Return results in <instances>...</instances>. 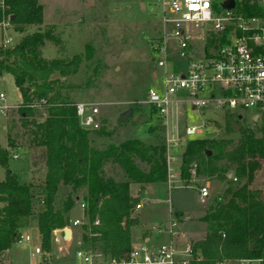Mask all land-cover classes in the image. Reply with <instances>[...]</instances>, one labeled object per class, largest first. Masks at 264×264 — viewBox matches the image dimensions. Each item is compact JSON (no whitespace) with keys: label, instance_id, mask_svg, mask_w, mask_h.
<instances>
[{"label":"trees","instance_id":"trees-1","mask_svg":"<svg viewBox=\"0 0 264 264\" xmlns=\"http://www.w3.org/2000/svg\"><path fill=\"white\" fill-rule=\"evenodd\" d=\"M232 9L245 15L259 12L256 0H233ZM1 11L9 17L12 30L19 32L29 24H40L42 18L37 0H3ZM151 28L149 37L154 42L159 29L154 23ZM46 39L55 41L50 31H35L10 47L0 45V74H9L18 91L20 102L15 113L26 136L25 144L38 151L30 161L37 173L36 182L25 184L8 170L7 153L0 147V264L3 252L17 241L21 227L30 218L40 249L48 252L52 232L63 229L79 203L85 217L79 243L99 252L102 258H118L130 248V228L137 224L134 206L138 197L129 194L128 185L135 183L142 189L165 183L163 128L155 115L147 127L146 142L131 137L94 147L92 137L110 136L104 119H99L96 130L79 128L76 101L63 93L64 88H78L68 83L67 77L76 72L82 54L63 61L42 59L37 46ZM83 46L90 50L87 44ZM40 97L45 98V105L28 107ZM128 109L136 116L143 113L135 103ZM148 110L154 113L150 106ZM251 123L243 124L239 111H224L222 136L184 141L178 179L188 182L193 165L194 177L215 179L221 185L197 218L204 225L202 236L192 244L199 258L189 264L264 260V201L258 190L249 187L264 160V123L262 119ZM229 132L236 134L234 141L227 137ZM105 166L116 168L118 175L106 174ZM227 172L234 179H227ZM58 187L64 188V196L55 208ZM177 215L174 211L173 216Z\"/></svg>","mask_w":264,"mask_h":264},{"label":"rangeland","instance_id":"rangeland-1","mask_svg":"<svg viewBox=\"0 0 264 264\" xmlns=\"http://www.w3.org/2000/svg\"><path fill=\"white\" fill-rule=\"evenodd\" d=\"M37 2L41 7L40 24H29L20 32L12 30L9 24L0 26V44L3 47H10L24 35L35 31H50L55 41L46 39L37 46L42 59L53 57L63 61L72 55L82 54L76 72L67 77L68 83L75 84L78 88H64L63 93H67L76 102L92 103L98 111L99 119H104V127L109 130L110 136L107 138L92 137L91 144L98 148L106 143L114 144L131 137L146 142V130L153 123L155 114L150 112L148 105L145 104V90L159 86V78L151 76L152 65L149 61L153 45L149 36L152 33L151 27L153 23L156 25V19L159 16V0H37ZM5 18L6 16L0 13V21ZM83 44L90 46V50L86 51ZM178 65L179 63L176 66L166 65L165 70L171 71ZM0 94L2 96L0 104L7 106L5 114L8 117L9 135L15 143L24 144L26 136L23 132L20 134L21 130L15 123L17 114L12 113L15 108H11L20 101V97L7 73L0 74ZM131 103L140 106L143 113L140 116L137 115L134 120L128 117L118 122L119 113L128 109ZM250 112L248 110L239 111L243 124L252 126L253 123L250 122L248 116ZM215 114H220V111L216 110ZM211 115L212 111L208 110H204L201 117H197L190 109L185 111V119L191 124L210 118ZM213 118L206 124L207 129L195 138L222 136L221 116L216 115ZM3 121L4 114L0 113V145L4 144V130L1 128ZM177 126L179 131L181 125L177 124ZM227 137L234 141L236 134L229 132ZM182 146L172 148L170 153L175 158L172 162V172L175 178L168 191L163 183H152L148 188L142 189L135 183L128 185V192L131 195H137L139 202L134 210L138 222L130 228V238L133 242L141 226L148 229L153 226L166 228L170 219L175 224L171 227L172 232L180 231L181 224H183L185 229L183 230L191 246L197 240L196 238L202 235V228L197 223L198 214L203 212L209 199L219 191L221 185L215 179H205L200 176L186 183L180 181L176 174ZM6 163L8 170L14 171L22 180L27 170L24 157L19 156L17 159L7 157ZM104 169L106 174L118 175L116 168L105 166ZM2 170L0 168V178ZM203 182L207 184L208 196L203 202H199L195 187ZM249 187L258 190L260 194L264 193V160L260 162V167L255 171ZM63 191V187L57 188L54 204H61ZM174 208L183 211H177L179 215L175 217L172 214L175 211ZM70 215L80 217L75 207ZM84 222L85 217L82 224ZM79 229L80 225L74 234L76 241L79 240ZM33 234L34 232H32L29 243L19 242L11 246L8 257H15L12 263L27 262L28 246L34 242ZM78 245L81 248L86 247ZM1 262L4 264L3 259Z\"/></svg>","mask_w":264,"mask_h":264},{"label":"built area","instance_id":"built-area-1","mask_svg":"<svg viewBox=\"0 0 264 264\" xmlns=\"http://www.w3.org/2000/svg\"><path fill=\"white\" fill-rule=\"evenodd\" d=\"M223 0H159V16L156 25L158 38L152 42L151 75L159 78L157 88L145 90V104L154 110L163 128L165 186L168 191L175 178L170 154L172 148L180 147L187 139L207 129L216 115L235 110L248 113L250 122L264 123V0H256L258 14L245 15L231 8H221ZM3 0H0V13ZM8 16L0 26L8 23ZM6 40H4L5 42ZM1 45V44H0ZM2 46V45H1ZM179 63L171 71L166 65ZM0 99L2 96L0 94ZM45 98H37L28 107H41ZM7 106L0 104L3 114ZM186 109L201 117L204 110L212 111L210 118L191 124L185 119ZM219 110L220 114H215ZM74 112L79 128L96 130L99 125L98 111L92 103L76 102ZM253 117L255 118L253 120ZM209 121V122H208ZM177 124L181 125L178 131ZM11 159L17 155L5 149ZM193 165L189 168L190 179H194ZM227 179H234L226 173ZM197 200L203 202L208 196L207 184L195 187ZM41 202V201H39ZM135 205L134 207H136ZM80 217L69 218L63 229L83 223V204H78ZM96 221H93L95 224ZM174 221L166 228L150 227L155 234L173 235L166 242L156 245L136 244L118 258H102L100 253L87 246L73 252L74 261L69 264H189L198 260L183 233L172 232ZM26 233H19L16 243L28 242ZM43 254L39 245L32 247L30 255ZM236 264H264L261 259H236ZM216 261L213 264H222Z\"/></svg>","mask_w":264,"mask_h":264},{"label":"crops","instance_id":"crops-1","mask_svg":"<svg viewBox=\"0 0 264 264\" xmlns=\"http://www.w3.org/2000/svg\"><path fill=\"white\" fill-rule=\"evenodd\" d=\"M48 58H53V57H46V58H43V59L46 60ZM16 104H15V106H16ZM15 106H12L11 108H15ZM12 113L15 114V111L13 110ZM3 114H4V121H3L4 124L1 126V128L4 130V144L0 145V147H2L3 149L10 148L17 155V157L22 156V157H24V159L27 162V170H26L25 176L23 177L22 180L19 179L18 174H16L14 171H12V170H9V171L14 173L16 175V179H18L20 182L25 183V184H34L36 182V179H37L36 178V176H37L36 174L37 173H36L35 169L31 167V162L30 161L32 160V158L36 154H38V151H37L36 148H31V147L27 146L25 143L24 144H18L17 142L16 143L14 142V139H12V137H10L9 132L7 130L8 129V124H7V118L8 117L6 116L5 111H4ZM15 123H17L19 130H21L20 134H22L23 130L21 129V127L19 125L18 117H17V120H16ZM15 159H17V158H15ZM2 176H3V170H2L1 178H2ZM1 178H0V181H1ZM163 184H165V183H163ZM146 188H148V187H146ZM63 193H64V191H63ZM136 205L138 206L139 202ZM59 206L60 205L54 204L55 208H58ZM136 207H134V208L136 209ZM174 209H175V212L183 211V210H179V209H176V208H174ZM76 210H78V207H76ZM78 211H79V213H81L80 210H78ZM170 211H171V209H170ZM170 211H169V213H170ZM173 212H172V214H173ZM201 214L202 213L198 214V216H200ZM69 218H74V217L73 216L71 217V215H70ZM177 225L179 226V224H177ZM198 225L201 226L202 234H203L204 225L202 223H200V222L198 223ZM77 227L78 226H70L67 229L68 230L67 237L64 238V239L61 238L60 233H59V236L56 238L54 236V231H53L52 234H51V239H50V244L51 245H50L49 251L48 252H44L43 251V254H41V255L39 254L40 255V257H39V255H36V256L35 255H30L32 247H34L36 245H39V247H40V244H39V238H38L37 229L35 228V225H34V220L33 219L28 220L26 225L24 227H21L19 233H26L28 235V238H29L28 239V243H29V241L31 239V236H32V232H34V234H33L34 235V237H33L34 238L33 239L34 242L32 243V245L30 244L28 246V254H27V258H26L27 262L26 263H20V264H43L44 262L46 264H69V263L73 262L74 261L73 252H74L75 249L78 248V246H79L78 244H81V243H79V240L76 241L75 235H74L75 232H76ZM181 228L182 229H179L180 230L179 232L183 233L184 239L189 241L187 239V235L184 232L185 229L183 227V224H181ZM184 234H185V236H184ZM189 234H190V232L188 233V236H189ZM201 236H199L196 239L198 240ZM168 238L172 239V236L168 235V234H155L154 232H152L151 230H149L145 226H141V230L139 231L138 235L136 236V239L134 240V242L131 240V238L129 239V241H130V247H131V246H134L136 244H142V243L149 244V245L150 244L156 245V244H159V243H163L162 240H164V242H166L165 240L168 239ZM16 244L17 243L15 242V243L11 244V246L12 245H16ZM11 246L3 252V257L2 258H3L4 264H18V263H12L13 260L15 259V257H13V258H9L8 257L9 249L11 248ZM70 247H71V251L69 253ZM58 253L60 254V256H59ZM222 264H236V263L233 262V261H224Z\"/></svg>","mask_w":264,"mask_h":264},{"label":"water","instance_id":"water-1","mask_svg":"<svg viewBox=\"0 0 264 264\" xmlns=\"http://www.w3.org/2000/svg\"><path fill=\"white\" fill-rule=\"evenodd\" d=\"M220 6L223 9L231 8L233 6V0H223V2L221 3ZM128 117H131V119L134 120L136 118V114H131V110L129 111V109H126L118 115L117 121L122 122V121L126 120ZM254 119L255 118L253 117V120ZM260 197H261V200L264 201V193L260 194ZM59 233L61 235V238L64 239L67 237L68 230L62 229L60 232L54 231V236L57 238L59 236Z\"/></svg>","mask_w":264,"mask_h":264}]
</instances>
